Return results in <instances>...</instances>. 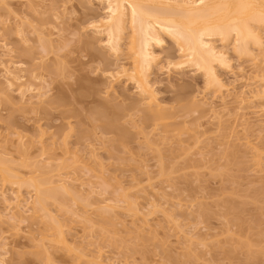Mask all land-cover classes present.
Returning <instances> with one entry per match:
<instances>
[{"label":"rangeland","instance_id":"rangeland-1","mask_svg":"<svg viewBox=\"0 0 264 264\" xmlns=\"http://www.w3.org/2000/svg\"><path fill=\"white\" fill-rule=\"evenodd\" d=\"M106 16L99 0H0V65L19 64L0 66V152L16 175L0 169V264H264V53L213 39L229 60L218 94L164 36L148 76L158 120L118 74L131 30L115 55L94 26ZM63 176L77 194L47 212L1 197L26 203L23 181ZM48 213L67 244L45 255L38 242L60 230Z\"/></svg>","mask_w":264,"mask_h":264},{"label":"bare ground","instance_id":"bare-ground-1","mask_svg":"<svg viewBox=\"0 0 264 264\" xmlns=\"http://www.w3.org/2000/svg\"><path fill=\"white\" fill-rule=\"evenodd\" d=\"M99 1L107 4V16L95 21L94 26L98 32L107 37V44L115 55L119 56L122 53L123 36L127 29L131 30L127 50L131 53L132 64L129 69L123 67V70L118 74L127 75L137 85L140 95L144 97L143 101L152 109V117L158 120L161 119L159 105L156 103L157 99L151 94L148 76L157 59L154 47L163 45L164 36L172 40L179 48L183 58L179 66L186 64L201 71L208 84L214 86L218 94H222V91L226 90V85L217 73L216 66H228L229 60L227 48L226 50L219 49L213 39H220L222 42H230L232 39L234 51L241 56H246L249 52L252 54L249 49L250 44H253L260 53H264V0ZM2 47L6 50L7 45L3 44ZM263 58L260 59L264 61ZM11 63L2 61L0 65L4 73L9 76H13L14 70L12 69L19 68V64ZM39 98L43 101L47 97L46 94H40ZM18 135L20 139H23L20 134ZM256 149L254 151L258 150ZM256 154L259 158L262 152L258 150ZM2 156L3 154L0 152L1 171L8 178L16 177L6 167ZM57 173L59 175L60 171L58 170ZM63 177H60L61 180L59 178L60 184L55 186L56 182L54 183L52 179L51 181L50 177L40 181L33 179L23 181L29 189L32 188L34 195L33 198L31 197V201L26 203H24L25 200L23 201L20 192L17 193L18 195L16 194L13 201H8L3 193L1 197L5 202H8L7 206L11 210L22 208L29 214L30 212L35 214L37 211L47 212L48 200L56 201L59 196L64 198L70 194L71 196L77 194L76 180ZM92 183H89V187ZM2 186L0 183V189ZM92 187L90 189H93ZM90 192L93 193L92 190ZM60 200L63 199L60 198ZM113 210L108 205L100 208L102 215H110ZM48 217L59 225L60 230L55 235L58 237V242L53 238L54 235L41 238L38 242V247L45 255L49 253L50 244L52 246L56 243L60 246L67 244L62 231L64 225L49 213ZM83 221L92 224L87 218ZM98 259L100 260V258Z\"/></svg>","mask_w":264,"mask_h":264}]
</instances>
